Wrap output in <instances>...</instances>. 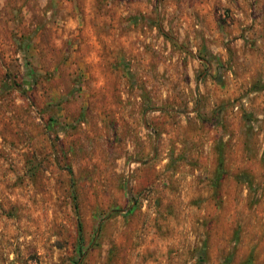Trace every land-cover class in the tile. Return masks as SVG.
Listing matches in <instances>:
<instances>
[{
	"label": "rangeland",
	"instance_id": "1",
	"mask_svg": "<svg viewBox=\"0 0 264 264\" xmlns=\"http://www.w3.org/2000/svg\"><path fill=\"white\" fill-rule=\"evenodd\" d=\"M0 264H264V0H0Z\"/></svg>",
	"mask_w": 264,
	"mask_h": 264
}]
</instances>
